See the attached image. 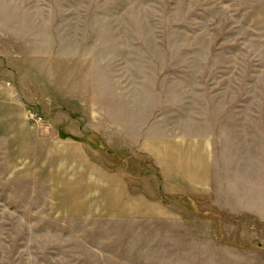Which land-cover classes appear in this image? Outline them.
I'll list each match as a JSON object with an SVG mask.
<instances>
[{
  "label": "rangeland",
  "instance_id": "374dc122",
  "mask_svg": "<svg viewBox=\"0 0 264 264\" xmlns=\"http://www.w3.org/2000/svg\"><path fill=\"white\" fill-rule=\"evenodd\" d=\"M7 66L6 80L46 97L26 107L31 123L83 109L75 87L109 139L118 123L125 139H204L210 174L205 193L164 196L146 153L87 132L173 215L68 217L0 144V264H264V0H0Z\"/></svg>",
  "mask_w": 264,
  "mask_h": 264
},
{
  "label": "crops",
  "instance_id": "0c3cea01",
  "mask_svg": "<svg viewBox=\"0 0 264 264\" xmlns=\"http://www.w3.org/2000/svg\"><path fill=\"white\" fill-rule=\"evenodd\" d=\"M12 74L10 66L0 69V144L11 172L45 182L47 200L50 199L58 214L118 220H163L173 215L174 202L137 189L133 185L137 180L123 166H110L102 160L104 154L95 146L92 135L87 134L91 131L100 133L104 145L113 141L116 134L117 148H138L146 153L158 168V191L162 195L176 198L207 190L210 167L205 159L204 139L194 143L192 149L187 140L170 136L169 132L161 134L153 130L149 135L125 139L124 123H118L109 139L102 127L104 123L98 125L92 120L89 94L75 87L68 93L86 107L71 109L72 115L68 117L61 116L60 109L39 123H31L25 116L26 107L35 100L42 107L46 97L44 94L31 97L27 86L24 89L6 80ZM64 125L67 131L62 130Z\"/></svg>",
  "mask_w": 264,
  "mask_h": 264
},
{
  "label": "built area",
  "instance_id": "2783aa9c",
  "mask_svg": "<svg viewBox=\"0 0 264 264\" xmlns=\"http://www.w3.org/2000/svg\"><path fill=\"white\" fill-rule=\"evenodd\" d=\"M38 119H40V118L38 117Z\"/></svg>",
  "mask_w": 264,
  "mask_h": 264
}]
</instances>
